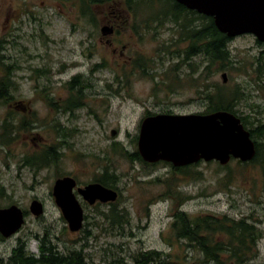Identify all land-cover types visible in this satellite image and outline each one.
<instances>
[{"label": "rangeland", "instance_id": "1", "mask_svg": "<svg viewBox=\"0 0 264 264\" xmlns=\"http://www.w3.org/2000/svg\"><path fill=\"white\" fill-rule=\"evenodd\" d=\"M90 1L0 0V78L9 79L13 96H0V208L16 203L27 212L16 234H0V264L21 242L37 255L43 239L81 251L84 264H134L153 249L175 264H215L174 235L177 211L254 221L262 236L245 264H264V164L174 167L135 157L146 116L205 113L219 86L236 94L234 110L249 128L264 127V42L251 33L230 37L232 61L222 70L209 66L204 50L188 52L200 46L196 23L188 15L172 19L170 5L143 1L133 11L125 0ZM207 20L197 23L204 29ZM108 21L113 35L101 31ZM47 151L49 162L41 164ZM105 172L114 174L120 195L94 205L78 196L86 226L71 231L52 195L54 181L70 175L84 185ZM34 199L44 205L42 216L29 210Z\"/></svg>", "mask_w": 264, "mask_h": 264}, {"label": "water", "instance_id": "2", "mask_svg": "<svg viewBox=\"0 0 264 264\" xmlns=\"http://www.w3.org/2000/svg\"><path fill=\"white\" fill-rule=\"evenodd\" d=\"M191 10L212 17L217 29L228 37L251 33L264 42V0H175ZM103 27V33L109 31ZM226 81V73L222 74ZM115 135V131L112 132ZM138 152L148 163L170 162L184 167L199 161H218L228 164L232 159L252 160L256 147L250 131L241 118L229 111L212 113L171 114L157 113L146 116L140 125ZM72 176L54 181L52 195L61 209L71 231L83 225L84 210L73 189ZM78 192L89 204L96 201L114 202L115 189L99 182L90 183ZM30 212L42 216L44 205L38 199L31 201ZM24 210L13 203L0 208V234L7 238L16 234L25 224Z\"/></svg>", "mask_w": 264, "mask_h": 264}, {"label": "trees", "instance_id": "3", "mask_svg": "<svg viewBox=\"0 0 264 264\" xmlns=\"http://www.w3.org/2000/svg\"><path fill=\"white\" fill-rule=\"evenodd\" d=\"M105 1L112 2L115 0ZM143 1H146L148 4L159 3V5L162 6L170 5L169 7L173 6L175 3L172 0H125V3L131 6L132 4L141 3ZM90 2H99V0H91ZM131 9L133 10V8ZM162 11L159 12L166 15V12ZM160 17H162V15ZM204 19H208L206 21L207 26H205L202 36L204 57L207 58V62L210 61L209 66L220 63L221 69L224 70L225 65L232 61L230 59L231 53L228 45L229 39L210 22L211 17L204 15ZM194 37H196V34ZM70 85L73 86V82H71ZM223 89L222 86H219L218 90L208 95L210 103L205 113L229 111L236 114L234 110L235 103L232 102L236 94L233 95L231 93L229 96ZM6 95H9V79L3 76L0 78V96L4 97ZM8 97L13 98L12 95ZM241 121L250 131L251 137L255 142L256 155L252 160L256 159L263 165L264 142L261 139L264 137V127L260 124V126L249 128L248 123L250 121L244 117L241 118ZM135 155L136 159L145 162L139 153ZM41 156V164H47L50 159L48 151L46 154L43 152ZM131 157H133V155H131ZM29 163L38 166L33 160H29ZM145 163L151 164L148 162ZM226 165L221 166L224 168ZM114 178V174L105 172L95 181L100 182L106 187L112 188V181ZM4 193L5 189L0 185V197L4 195ZM173 218L172 228L174 235L178 238H185L192 241L194 246H198L204 259H206L207 262L210 261L215 264L247 263L252 259V256L256 254V243L258 238L262 236L257 229V224L245 218L229 219L225 217V219L220 220L212 215L190 217L182 211H177ZM42 243L47 242L45 241ZM49 258L48 256L41 260L35 258L34 254L25 250V243L21 242L18 247L14 249L12 255L5 264H84L83 257L77 256V254L74 255V257L71 256V258ZM2 260L3 259H0V261ZM134 264H175V262L169 260L168 255H165L163 252L153 249L140 252L138 256L134 257Z\"/></svg>", "mask_w": 264, "mask_h": 264}, {"label": "flooded vegetation", "instance_id": "4", "mask_svg": "<svg viewBox=\"0 0 264 264\" xmlns=\"http://www.w3.org/2000/svg\"><path fill=\"white\" fill-rule=\"evenodd\" d=\"M100 1L102 2V0H100ZM172 1L175 2L174 5L171 6V8H170L171 9V11H170V17L172 19L181 18L182 16L188 15L189 17H192V20L191 21H193L194 24L196 23V25H194L195 27H193L195 30L193 32L194 34L192 35V37H193V40L196 41L200 46L195 47V49L191 48L190 50H188V52H190L191 55L202 54L203 53V47H202V43H203L202 38L203 37L202 36H203V30L204 29H203V26H200L203 23L202 24H199V23H197V21H202L204 19V14L199 13V12H197L195 10H191V9L187 8L186 6H184L183 4H180V3L176 2L175 0H172ZM129 7H131V6H129ZM172 21H174V20H172ZM188 22H187V24H183L181 26V30L182 31L185 30L184 28H186V29L188 28V26H189ZM211 23L215 26V23H214V20H213L212 17H211ZM106 24L108 26H110L111 29H109V31L111 32V35H113L115 33V31H116L115 24L113 22H111V21H108ZM102 29L103 28H101V31H102ZM195 34H196V37H194ZM225 37H227L229 39V41L231 40L230 37H228L226 34H225ZM188 52H187V54H188ZM63 176H70V175H63ZM63 176H60V177H63ZM73 178L76 180V187L73 189V191H74V193H75V195H76L77 198H78V196H81L83 198V196L78 192V188H83V187H85L86 185H88L90 183H96V181H94V182H90L88 184L81 185L75 177H73ZM115 190L117 191L118 196H119L120 195L119 191L116 188H115ZM78 200H79V198H78ZM83 200L85 202H87L84 198H83ZM98 202L99 203H102V202H100L98 200V201H96L95 204H97ZM107 203H112V202H107ZM89 205H91V204H89ZM92 205H94V204H92ZM85 220H86V216H85V213H84V218H83V226L84 227L81 228L82 230L86 226V221ZM45 241L47 243H41V245H40V247L38 249V254L37 255H34V257L37 258V259H39V260H41V259H43L44 257H47V256L50 257L49 259H53L55 257L56 258H59V257H62V258H71V256L74 257V255H76V254H77V256H82V252L81 251H74V250L68 249V248H61L57 244L52 243L49 239H43V242H45ZM83 263H84V260H83Z\"/></svg>", "mask_w": 264, "mask_h": 264}]
</instances>
